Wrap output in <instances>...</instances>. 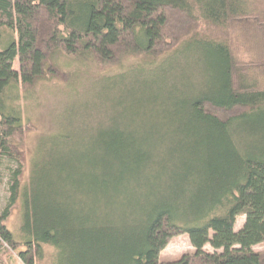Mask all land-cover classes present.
Wrapping results in <instances>:
<instances>
[{"label": "trees", "instance_id": "trees-1", "mask_svg": "<svg viewBox=\"0 0 264 264\" xmlns=\"http://www.w3.org/2000/svg\"><path fill=\"white\" fill-rule=\"evenodd\" d=\"M248 2L0 0V166L15 164L0 214V254L1 236L10 235L5 223L21 202L23 264L41 259L44 246L62 264H264V251L254 250L264 244V86L241 69L233 40L235 30L264 47V8ZM5 30L18 39L1 47ZM195 47L212 82L170 113V146L121 135L101 154L34 160L24 184L27 128L9 88L67 81L59 53L99 67L169 58L154 71ZM254 69L264 70V54ZM183 235L195 252L162 262L169 242Z\"/></svg>", "mask_w": 264, "mask_h": 264}, {"label": "rangeland", "instance_id": "rangeland-1", "mask_svg": "<svg viewBox=\"0 0 264 264\" xmlns=\"http://www.w3.org/2000/svg\"><path fill=\"white\" fill-rule=\"evenodd\" d=\"M248 1L250 7L264 8V0ZM206 32L221 35L217 29ZM233 36L236 60L241 69L253 71L248 76L264 86V70L254 69L258 57L264 54V47H255L252 39L235 30ZM12 39L17 40V35L5 30L1 47ZM198 49L186 50L179 61L154 71L149 70L169 58L154 61L146 56L130 57L119 64L99 67L92 60H78L59 53L55 61L69 75L67 81H40L28 91L20 86L9 88L11 103L21 109L27 128L21 148L27 158L24 184L28 182L34 160L46 161L68 151L74 158L101 154L100 149L117 146L121 135L156 144L159 148L170 146L176 136V125L170 113L180 101L208 90L212 82L211 66ZM13 67L16 68L15 62ZM248 136L246 132L245 139ZM14 168L15 164L9 161H3L0 166V214L8 204L10 171ZM243 223L244 218H239L235 230L238 231ZM21 224L20 202L5 223L10 235L1 236L3 264H23L19 255L26 248L21 243ZM12 238L17 243L13 244ZM254 250L264 251V244ZM205 251L214 252L209 245ZM194 252L188 236L183 235L169 242L160 260L176 261ZM57 254L55 248L44 246L43 257L35 264H62Z\"/></svg>", "mask_w": 264, "mask_h": 264}]
</instances>
